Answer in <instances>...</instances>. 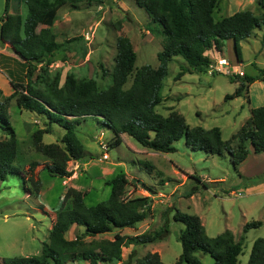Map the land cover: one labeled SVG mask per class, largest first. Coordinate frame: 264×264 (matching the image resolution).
<instances>
[{
	"label": "rangeland",
	"instance_id": "obj_1",
	"mask_svg": "<svg viewBox=\"0 0 264 264\" xmlns=\"http://www.w3.org/2000/svg\"><path fill=\"white\" fill-rule=\"evenodd\" d=\"M99 1L79 0L75 7L66 3L58 10L52 29L62 46L55 52L44 75L52 77L59 72L63 80L71 73L76 77L93 78L100 87L109 85L119 35L127 36L132 42L136 52L135 69L144 64L158 66L157 53L162 49V36L148 31L146 25L150 19L144 9L134 0ZM9 4L10 13L25 17L24 3L11 0ZM3 7L4 0H0V20ZM239 10H250L255 15L261 13L257 0H219L213 17L218 20ZM206 54L213 64L225 59L230 72L225 73V68L220 72L212 71L208 67L204 72L184 70L178 75L180 66L186 63L180 56L174 57L168 62L162 101L155 110L164 116L176 111L190 127H219L222 139L231 140L230 145L235 146L236 139L232 137L250 116V109L264 105V81L256 80L241 96L227 100L225 96L233 94L239 85L241 77L235 71L255 76L259 73L258 68H264V26L240 39L238 44L232 39L223 41L221 53L211 50ZM24 62L10 42L0 36V100L7 104L15 131L17 156L14 166L20 171L0 180V264L13 257L41 253L58 211L71 204V198H65L68 189L86 192V204H95L107 199L110 186L105 180L120 171H124L129 180L126 197L151 198L148 216L132 228L83 236V242L89 245L102 239H113L115 233L134 236L153 232L168 220V235L154 243L136 245L132 262L148 252H158L165 264H171L182 252L179 234L184 225L174 220L176 209L197 215L210 237L229 229L238 240L246 222L259 220L260 226L250 228L244 234L238 259L240 264H245L253 241L264 236V152L257 154L250 150L242 162H233V156L227 151L211 155L200 149L193 150L183 138L173 143L175 151L159 152L143 147L126 134L119 145L109 147L113 133L101 128L94 119L86 118L77 126L86 157L67 163L71 176L52 175L45 167L50 160L37 152L32 143L33 133L45 128L44 118L20 108L12 96L10 80H25ZM39 66L36 73L41 72ZM103 69H106V75H103ZM131 80L128 79L125 87H129ZM62 132L58 127L51 133L42 132V142H56ZM6 137L7 130L0 127V139ZM33 162L36 164L30 167ZM144 162L154 169L149 172ZM30 177L37 183V189ZM146 185L154 192H149ZM194 187L197 190L186 196ZM83 232V226L73 224L65 237L73 239ZM132 248V244L122 247L123 261L127 260ZM195 255L203 264L213 263L207 253L196 252ZM67 264L89 263L80 259Z\"/></svg>",
	"mask_w": 264,
	"mask_h": 264
},
{
	"label": "trees",
	"instance_id": "obj_2",
	"mask_svg": "<svg viewBox=\"0 0 264 264\" xmlns=\"http://www.w3.org/2000/svg\"><path fill=\"white\" fill-rule=\"evenodd\" d=\"M15 1L26 5L25 17L10 13L11 0H4L0 20L1 38L10 42L16 54L25 61V80H10L12 96H15L20 108L44 118L45 128L33 133L32 143L37 152L50 160L45 167L52 175L61 178L71 176L67 163L86 157L77 132L78 124L86 118L94 119L101 128L113 133L109 147L119 145L126 134L143 147L159 152L175 151L173 143L183 138L193 150L200 149L211 155L227 151L233 156V162H242L250 150L257 154L264 152V105L250 109V116L232 137L236 139L235 146L230 145L231 140L222 139L219 127H190L176 111L164 116L155 110L162 101L168 62L177 56L184 60L187 67L181 65L178 75L184 70L190 73L206 71L211 63L206 52L214 50L221 53L223 41L232 39L238 44L240 39L264 26V0H257L261 9L259 15L250 10H239L218 20L214 19L213 12L219 0H134L150 19L146 25L148 31L162 36V49L157 53L158 66L144 64L135 69L136 52L132 42L127 36L119 35L115 63L110 72L111 83L105 87H100L93 78L76 77L71 73H67L63 80L59 72L52 77L43 74H47L52 57L62 46L52 29L58 10L66 3L75 7L79 0ZM37 66L40 73H36ZM258 71L255 76L240 75L239 85L225 99L241 96L256 80L264 81V68H258ZM106 74V69H103V75ZM129 78H132L131 84L125 87ZM0 124L8 133V137L0 139V180H4L8 174L20 171L14 166L17 156L15 131L10 123L7 104L1 100ZM56 127L63 130L58 141L43 143L42 132L51 133ZM34 164L31 163L30 167ZM143 165L149 172L154 169L150 163L144 162ZM30 181L37 189L38 185L32 177ZM128 183L124 171L106 179L105 184L110 186L109 196L91 205L85 202L86 192L68 189L65 198L70 197L71 204L58 211L41 253L13 257L3 260L2 264H67L80 259L89 264H113L118 261H122L121 264H165L158 252H148L135 263L132 260L136 245L154 243L168 235V220L153 232L134 236L115 233L113 239H102L89 245L83 242V236L132 228L148 216L151 198L126 197ZM146 188L154 192L152 187L146 185ZM196 190L197 187H194L186 196ZM173 217L184 228L179 234L182 252L171 264H203L196 252L211 255L212 264H240L238 256L242 253L244 234L250 228L261 225L259 220L246 222L240 238L235 240L229 229L216 236H208L197 215L176 209ZM73 224L83 226L84 232L67 239L65 233ZM128 244H132L133 248L127 260L123 261L122 247ZM245 264H264V236L253 241Z\"/></svg>",
	"mask_w": 264,
	"mask_h": 264
},
{
	"label": "built area",
	"instance_id": "obj_3",
	"mask_svg": "<svg viewBox=\"0 0 264 264\" xmlns=\"http://www.w3.org/2000/svg\"><path fill=\"white\" fill-rule=\"evenodd\" d=\"M220 59V58H219ZM218 59V60H219ZM215 64V63H214ZM213 63H210L209 64V70H212V71H217V72H220V71H222L221 69L222 68H225L226 69V71H225V73H229L230 71H229V63L225 60V59H220L218 62H217V64H219L220 65V67H218V65L217 64H215L214 65ZM210 72V71H209ZM235 73L237 74V75H243V72L242 71H235ZM104 155H106L105 153H104Z\"/></svg>",
	"mask_w": 264,
	"mask_h": 264
},
{
	"label": "crops",
	"instance_id": "obj_4",
	"mask_svg": "<svg viewBox=\"0 0 264 264\" xmlns=\"http://www.w3.org/2000/svg\"><path fill=\"white\" fill-rule=\"evenodd\" d=\"M250 85H251V84H250ZM250 85H249V86H250ZM248 88H249V87H248Z\"/></svg>",
	"mask_w": 264,
	"mask_h": 264
}]
</instances>
